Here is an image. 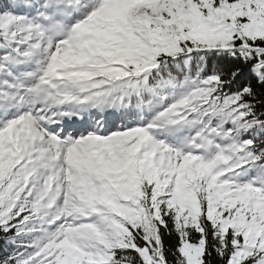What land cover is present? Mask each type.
<instances>
[{
	"label": "snow or ice",
	"instance_id": "snow-or-ice-1",
	"mask_svg": "<svg viewBox=\"0 0 264 264\" xmlns=\"http://www.w3.org/2000/svg\"><path fill=\"white\" fill-rule=\"evenodd\" d=\"M0 264H264V0H0Z\"/></svg>",
	"mask_w": 264,
	"mask_h": 264
}]
</instances>
